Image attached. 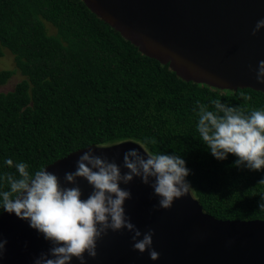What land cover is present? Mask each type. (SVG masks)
Listing matches in <instances>:
<instances>
[{"label": "trees", "instance_id": "obj_1", "mask_svg": "<svg viewBox=\"0 0 264 264\" xmlns=\"http://www.w3.org/2000/svg\"><path fill=\"white\" fill-rule=\"evenodd\" d=\"M1 46L16 68L0 70V85L16 70L24 77L0 92V173L15 171L6 157L33 172L90 144L148 138L155 141L144 145L149 151L185 159L190 192L205 212L264 219V169L237 167L231 153L214 158L199 140L194 112L197 101L213 99L245 111L264 107V92H220L182 80L81 0H0V57Z\"/></svg>", "mask_w": 264, "mask_h": 264}, {"label": "water", "instance_id": "obj_2", "mask_svg": "<svg viewBox=\"0 0 264 264\" xmlns=\"http://www.w3.org/2000/svg\"><path fill=\"white\" fill-rule=\"evenodd\" d=\"M81 1L139 52L168 64L182 80L220 92L247 87L264 92V84L255 79L258 62L264 60V27L252 34L256 21L264 17V0ZM118 143L104 148L87 145L45 168L57 176L61 187H72L64 173L75 171L76 159L91 147L127 171L122 166L123 153L139 145L133 140ZM75 186L81 198L92 190L83 177L76 178ZM120 186L131 192L123 205L131 221L141 233L154 230L152 247L159 257L152 260L147 249L132 248L131 233L122 228L109 230L96 241L97 254L87 264H264V219L216 218L203 210L190 189L174 198L170 208L154 209L158 198L138 177ZM3 238L7 243L0 264H32L50 247L26 219L6 211L0 213ZM70 264L79 261L73 257Z\"/></svg>", "mask_w": 264, "mask_h": 264}, {"label": "clouds", "instance_id": "obj_3", "mask_svg": "<svg viewBox=\"0 0 264 264\" xmlns=\"http://www.w3.org/2000/svg\"><path fill=\"white\" fill-rule=\"evenodd\" d=\"M262 27L264 17L256 21L252 34ZM255 73L257 83L264 84V60L258 62ZM241 96L251 99L243 93ZM209 104L197 101L194 112L199 140L211 155L223 160L231 153L237 167L264 169V107L245 111L220 99L210 100ZM146 143L155 141L145 138L144 142H136L142 152L137 148L124 151L122 166L127 171L123 172L114 160L97 155L89 147L76 159L75 171L64 173L72 187H61L57 176L43 166L29 172L26 162L4 159L3 163L15 171L0 173V210L26 219L50 244L46 252L33 258L32 264H70L73 257L79 264H87L88 258L97 254L96 241L109 230L122 228L131 233L132 248L140 252L147 249L150 259H158L159 253L152 247L154 230L141 233L131 221L123 206L131 192L120 185L138 177L158 198L153 208L167 209L174 198L191 187L186 179L191 170L181 155L149 151ZM77 177L85 178L92 186L86 198H81V190L75 186ZM6 243V238L0 239V256Z\"/></svg>", "mask_w": 264, "mask_h": 264}, {"label": "rangeland", "instance_id": "obj_4", "mask_svg": "<svg viewBox=\"0 0 264 264\" xmlns=\"http://www.w3.org/2000/svg\"><path fill=\"white\" fill-rule=\"evenodd\" d=\"M45 26L49 33H55V28L49 22H45ZM1 48L3 49V56L0 57V70L16 68L14 55L7 48L3 46H1ZM23 77L24 76L20 73V71L16 70L7 83L0 85V92H6L13 89L14 85Z\"/></svg>", "mask_w": 264, "mask_h": 264}]
</instances>
